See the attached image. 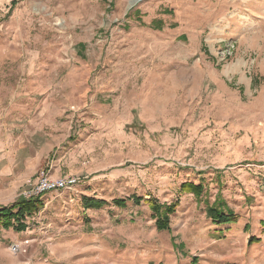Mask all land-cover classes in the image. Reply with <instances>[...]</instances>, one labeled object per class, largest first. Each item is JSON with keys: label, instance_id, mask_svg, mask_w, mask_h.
Listing matches in <instances>:
<instances>
[{"label": "rangeland", "instance_id": "rangeland-1", "mask_svg": "<svg viewBox=\"0 0 264 264\" xmlns=\"http://www.w3.org/2000/svg\"><path fill=\"white\" fill-rule=\"evenodd\" d=\"M11 1L0 208L77 181L0 224V264H264V0ZM216 197L237 222L212 223ZM152 201L177 203L168 230Z\"/></svg>", "mask_w": 264, "mask_h": 264}, {"label": "trees", "instance_id": "trees-1", "mask_svg": "<svg viewBox=\"0 0 264 264\" xmlns=\"http://www.w3.org/2000/svg\"><path fill=\"white\" fill-rule=\"evenodd\" d=\"M16 0H12V6L15 4ZM157 23H162L160 19L155 20ZM154 28L159 29L160 27L155 26ZM203 185L201 184H183L180 186V190L182 192H191L196 198H200L203 193ZM42 195H37L34 197H30L28 199L19 198L17 201L12 203L11 205L4 206L0 208V224L4 227L13 226L15 231H22L25 228L24 217L26 215H31L33 212L39 210L42 205L43 201L41 199ZM139 198V197H136ZM156 200V199H155ZM137 202H139L136 199ZM106 201L98 200V199H91L85 197L83 199V204L85 207H99L104 204ZM125 199L118 198L114 200V203L117 206L124 207L125 206ZM153 202V201H152ZM177 203L164 205L157 202H153L151 204V209L153 212V216L155 218V225L158 230H168L169 229V214L175 211ZM207 216L211 219L212 223L215 225H225L230 223L237 222L238 215L231 210L228 205L221 200L219 197H216L212 204L207 205L206 207ZM4 218V219H3ZM258 240L255 238H251L249 243Z\"/></svg>", "mask_w": 264, "mask_h": 264}, {"label": "built area", "instance_id": "built-area-1", "mask_svg": "<svg viewBox=\"0 0 264 264\" xmlns=\"http://www.w3.org/2000/svg\"><path fill=\"white\" fill-rule=\"evenodd\" d=\"M76 178H51L45 173H41L35 183L32 193L33 195H43L48 192H59L65 189H72L76 183ZM13 250H17V245H13Z\"/></svg>", "mask_w": 264, "mask_h": 264}, {"label": "crops", "instance_id": "crops-1", "mask_svg": "<svg viewBox=\"0 0 264 264\" xmlns=\"http://www.w3.org/2000/svg\"><path fill=\"white\" fill-rule=\"evenodd\" d=\"M8 232H9V230H7ZM1 239H2V237H1Z\"/></svg>", "mask_w": 264, "mask_h": 264}]
</instances>
